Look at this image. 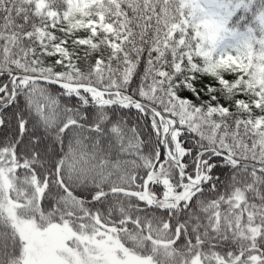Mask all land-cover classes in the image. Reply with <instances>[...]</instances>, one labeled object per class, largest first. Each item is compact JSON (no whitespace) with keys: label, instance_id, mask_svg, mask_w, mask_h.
Instances as JSON below:
<instances>
[{"label":"snow or ice","instance_id":"6c2138e0","mask_svg":"<svg viewBox=\"0 0 264 264\" xmlns=\"http://www.w3.org/2000/svg\"><path fill=\"white\" fill-rule=\"evenodd\" d=\"M0 264H264V0H0Z\"/></svg>","mask_w":264,"mask_h":264},{"label":"trees","instance_id":"16d2710c","mask_svg":"<svg viewBox=\"0 0 264 264\" xmlns=\"http://www.w3.org/2000/svg\"><path fill=\"white\" fill-rule=\"evenodd\" d=\"M187 95H190V94H187Z\"/></svg>","mask_w":264,"mask_h":264}]
</instances>
